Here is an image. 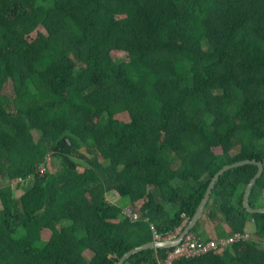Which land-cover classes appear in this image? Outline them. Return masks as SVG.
I'll use <instances>...</instances> for the list:
<instances>
[{
	"label": "trees",
	"instance_id": "16d2710c",
	"mask_svg": "<svg viewBox=\"0 0 264 264\" xmlns=\"http://www.w3.org/2000/svg\"><path fill=\"white\" fill-rule=\"evenodd\" d=\"M244 159L264 164V0H0V264H116ZM257 171H224L203 210L249 238L173 264H264Z\"/></svg>",
	"mask_w": 264,
	"mask_h": 264
},
{
	"label": "built area",
	"instance_id": "2783aa9c",
	"mask_svg": "<svg viewBox=\"0 0 264 264\" xmlns=\"http://www.w3.org/2000/svg\"><path fill=\"white\" fill-rule=\"evenodd\" d=\"M123 212L132 221L141 218V213L135 207L125 206ZM182 216V226H185L188 217L185 213H182ZM182 226L177 227L175 230L170 231L166 235L155 233L154 239H174L182 230ZM247 238H249V234L247 232H234L227 238H213L211 240H204L197 234L188 232L178 244L172 246L170 250L166 251L165 257L161 260L160 264H173L175 260L181 257L190 259L212 251L220 252L224 246Z\"/></svg>",
	"mask_w": 264,
	"mask_h": 264
},
{
	"label": "water",
	"instance_id": "95a60500",
	"mask_svg": "<svg viewBox=\"0 0 264 264\" xmlns=\"http://www.w3.org/2000/svg\"><path fill=\"white\" fill-rule=\"evenodd\" d=\"M244 163H256L258 165V171L255 174V176L249 181V183L246 186L245 192H244V196H243V204L244 207L246 208V210L250 213H255V212H264V208L263 207H258V208H254L250 205L249 203V196H250V192L252 190L253 185L255 184L256 180L258 177L261 176L263 169H264V164L262 161H258L255 159H244V160H240L237 162H234L232 164H225L219 171H217V173L213 176V178L211 179L208 188L203 196V198L201 199L196 211L194 212L193 216L189 219L188 223L186 224V226L183 228L182 232L178 235V237L174 238V239H169V240H151L150 242L144 243L142 245L136 246L132 249H130L129 251H127L117 262L116 264H123L125 262V260L132 255L133 253H136L142 249L145 248H154V247H172L176 244H178L184 237V235L188 232L191 231V229L194 227V225L196 224V222L201 218V216L203 215V210L204 207L211 195L213 186L216 182V180L218 179V177L227 169L231 168V167H235L238 165H242Z\"/></svg>",
	"mask_w": 264,
	"mask_h": 264
},
{
	"label": "crops",
	"instance_id": "0c3cea01",
	"mask_svg": "<svg viewBox=\"0 0 264 264\" xmlns=\"http://www.w3.org/2000/svg\"><path fill=\"white\" fill-rule=\"evenodd\" d=\"M117 195H118V193H117ZM111 200H113L114 202H118V201H121L119 198H118V196H110L109 197ZM188 221H189V219H187V222H186V224L188 223ZM209 221V220H208ZM207 220H206V217H205V215H202L201 216V219H200V222H199V225L197 226V227H199V232L197 231V232H194V233H196L198 236H200L202 239H204V240H211V239H213V238H227V237H219L218 236V234H217V232H216V227H215V225H214V223L213 222H208ZM207 223H209V225L207 224ZM186 226V225H185ZM185 226H183V228L185 227ZM183 228H182V230H183ZM222 228H224L226 231H229L230 230V227L226 224V223H224V224H222ZM201 229V230H200ZM211 229V230H210ZM182 230L179 232V234L182 232ZM191 232V231H190ZM211 232V233H210ZM237 232H241V231H237ZM234 233V232H233ZM232 233V234H233ZM178 234V235H179ZM231 234V235H232ZM178 237V236H177ZM229 237V236H228ZM154 240V239H153ZM162 240H167V239H162ZM225 247V246H224ZM224 247H223V249H224ZM222 249V250H223ZM221 250V251H222ZM220 251V252H221Z\"/></svg>",
	"mask_w": 264,
	"mask_h": 264
},
{
	"label": "rangeland",
	"instance_id": "374dc122",
	"mask_svg": "<svg viewBox=\"0 0 264 264\" xmlns=\"http://www.w3.org/2000/svg\"><path fill=\"white\" fill-rule=\"evenodd\" d=\"M116 53H118V52H116ZM121 58V57H120ZM119 119H121V120H125V121H127L128 120V115H127V113H125V112H123V113H119V114H117L116 115ZM39 136H40V134L38 133V132H35L34 133V138L37 140V139H39ZM219 149H217V151H218ZM50 163H51V161H50ZM114 195L115 196H118L117 195V192H115L114 193ZM123 201L121 200V203H122ZM124 206H125V204H124ZM133 207H135V208H138L139 209V205H138V207H136V206H134L133 205ZM206 220H207V218H206ZM208 221V220H207ZM209 222V221H208ZM211 222V221H210ZM208 225H209V223H207ZM197 229V231L199 232V227H197L196 228ZM201 230V229H200ZM211 230V229H210ZM211 233V232H210Z\"/></svg>",
	"mask_w": 264,
	"mask_h": 264
},
{
	"label": "clouds",
	"instance_id": "9594fccd",
	"mask_svg": "<svg viewBox=\"0 0 264 264\" xmlns=\"http://www.w3.org/2000/svg\"><path fill=\"white\" fill-rule=\"evenodd\" d=\"M138 209V208H137ZM139 210V209H138ZM139 212H140V210H139ZM141 213V212H140ZM141 217H142V213H141ZM140 219V218H139ZM138 220V219H137ZM154 240H156V239H154ZM171 248V247H170Z\"/></svg>",
	"mask_w": 264,
	"mask_h": 264
}]
</instances>
